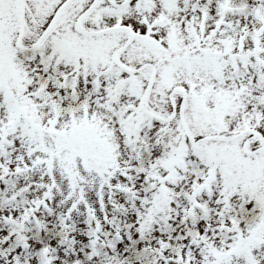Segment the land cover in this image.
<instances>
[{
    "label": "snow or ice",
    "instance_id": "1",
    "mask_svg": "<svg viewBox=\"0 0 264 264\" xmlns=\"http://www.w3.org/2000/svg\"><path fill=\"white\" fill-rule=\"evenodd\" d=\"M0 264H264V0H0Z\"/></svg>",
    "mask_w": 264,
    "mask_h": 264
}]
</instances>
